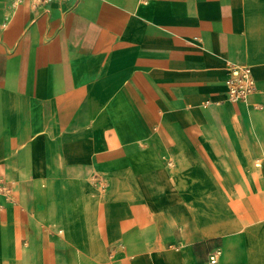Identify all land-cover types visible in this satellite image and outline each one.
<instances>
[{
  "label": "crops",
  "instance_id": "crops-1",
  "mask_svg": "<svg viewBox=\"0 0 264 264\" xmlns=\"http://www.w3.org/2000/svg\"><path fill=\"white\" fill-rule=\"evenodd\" d=\"M0 179V264H264V0H0Z\"/></svg>",
  "mask_w": 264,
  "mask_h": 264
},
{
  "label": "built area",
  "instance_id": "built-area-1",
  "mask_svg": "<svg viewBox=\"0 0 264 264\" xmlns=\"http://www.w3.org/2000/svg\"><path fill=\"white\" fill-rule=\"evenodd\" d=\"M47 1V0H33ZM49 1V0H48ZM226 98L231 102L245 101L250 93L255 89L254 79L252 77L251 69L247 65L229 64L228 75L225 78ZM10 198V188L0 179V196ZM220 249L213 248L208 253V263L216 264L219 260Z\"/></svg>",
  "mask_w": 264,
  "mask_h": 264
},
{
  "label": "bare ground",
  "instance_id": "bare-ground-1",
  "mask_svg": "<svg viewBox=\"0 0 264 264\" xmlns=\"http://www.w3.org/2000/svg\"><path fill=\"white\" fill-rule=\"evenodd\" d=\"M197 179V178H196ZM194 180V179H193ZM214 199V198H213ZM92 233V232H91ZM82 234V233H81ZM88 234V233H87ZM93 234V233H92ZM87 238V237H86Z\"/></svg>",
  "mask_w": 264,
  "mask_h": 264
}]
</instances>
